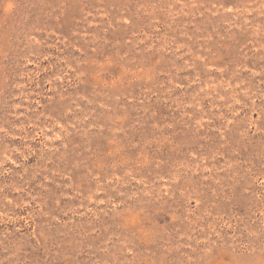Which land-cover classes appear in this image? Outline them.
Instances as JSON below:
<instances>
[{
	"label": "rangeland",
	"instance_id": "374dc122",
	"mask_svg": "<svg viewBox=\"0 0 264 264\" xmlns=\"http://www.w3.org/2000/svg\"><path fill=\"white\" fill-rule=\"evenodd\" d=\"M0 264H264V0H0Z\"/></svg>",
	"mask_w": 264,
	"mask_h": 264
}]
</instances>
